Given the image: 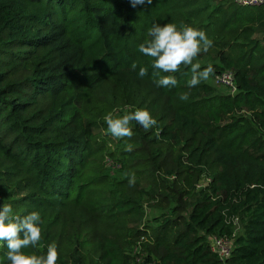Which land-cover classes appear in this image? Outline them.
Here are the masks:
<instances>
[{
	"label": "trees",
	"instance_id": "16d2710c",
	"mask_svg": "<svg viewBox=\"0 0 264 264\" xmlns=\"http://www.w3.org/2000/svg\"><path fill=\"white\" fill-rule=\"evenodd\" d=\"M154 22L205 31L213 43L197 60L214 67L208 80L188 87L181 66L176 86L154 83L139 51ZM224 70L234 94L212 83ZM138 108L154 127L132 121L130 139L108 133L107 113ZM3 204L41 214L42 239L28 251L54 242L57 264H264V5L0 0ZM146 208L169 216L149 226ZM211 236L232 238L228 258ZM6 251L0 241V264Z\"/></svg>",
	"mask_w": 264,
	"mask_h": 264
},
{
	"label": "clouds",
	"instance_id": "9594fccd",
	"mask_svg": "<svg viewBox=\"0 0 264 264\" xmlns=\"http://www.w3.org/2000/svg\"><path fill=\"white\" fill-rule=\"evenodd\" d=\"M132 7L151 4L152 0H129ZM148 39L139 45V51L152 61L154 83L158 87H174L177 79L172 73L180 71L181 66H190L191 79L187 81L188 87H195L206 81L214 73V67L209 64L201 70V63L197 57L202 52H207L212 46V40L205 31L198 27L186 24L177 26L175 23L163 24L154 22L148 29ZM132 69L137 64L131 65ZM148 69L144 66L139 68L138 75L144 77ZM161 73H168L161 75ZM181 100L188 99V93H181ZM107 131L114 138H131L133 136L131 122L135 121L146 131L154 127L157 121L147 109L126 111L121 115L119 112H109L104 117ZM132 144L125 145V151L133 150ZM135 183V174H131L129 184ZM43 221L38 211H31L25 215H17L13 212L11 204L0 206V241L4 242L7 251L5 257L9 264H57L59 253L57 245L53 242L47 245L45 254H37L28 251L35 248L42 239Z\"/></svg>",
	"mask_w": 264,
	"mask_h": 264
},
{
	"label": "built area",
	"instance_id": "2783aa9c",
	"mask_svg": "<svg viewBox=\"0 0 264 264\" xmlns=\"http://www.w3.org/2000/svg\"><path fill=\"white\" fill-rule=\"evenodd\" d=\"M233 2L242 7H259L264 5V0H233ZM213 80L228 90L230 94L237 91L234 76L230 71H220L216 73ZM106 165L111 168H119V164H114L110 158L105 159ZM210 249L217 254L221 260H225L231 254L233 240L227 236H211L209 238Z\"/></svg>",
	"mask_w": 264,
	"mask_h": 264
},
{
	"label": "rangeland",
	"instance_id": "374dc122",
	"mask_svg": "<svg viewBox=\"0 0 264 264\" xmlns=\"http://www.w3.org/2000/svg\"><path fill=\"white\" fill-rule=\"evenodd\" d=\"M212 83L214 85H216L221 91L225 92L226 89L223 86L218 85L214 80H212ZM119 114L123 115V114H125V111L119 112ZM110 169H111L110 171L114 174L115 172L112 170V168H110ZM115 174H117V173H115ZM205 181L206 180H203V183ZM165 216L166 217L169 216L167 211H164L161 209H156V208H150V209L146 208L144 221L149 226H155L157 224V218L163 219ZM239 230H240V224L236 221V224L234 226V232H239ZM137 259H138L137 262H139L138 264H142L141 262L143 261V259H141L139 257ZM150 264H152V263H150Z\"/></svg>",
	"mask_w": 264,
	"mask_h": 264
}]
</instances>
